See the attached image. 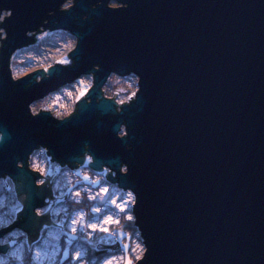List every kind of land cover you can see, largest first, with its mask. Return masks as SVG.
<instances>
[{"label":"water","instance_id":"water-1","mask_svg":"<svg viewBox=\"0 0 264 264\" xmlns=\"http://www.w3.org/2000/svg\"><path fill=\"white\" fill-rule=\"evenodd\" d=\"M90 2L48 17L57 0H11L12 47L29 43L25 30L45 18L82 41L76 69L27 92L8 83L3 57L0 125L11 139L0 146V172L20 175L31 188L32 176L18 172L14 158L44 143L64 161L88 142L98 162H129L120 182L139 192L137 215L154 264H264V0H129L127 11L98 8L94 22H74ZM95 62L102 65L98 85L109 70L141 72L140 103L122 116L108 103L82 104L63 125L28 117L30 97ZM122 120L132 152L115 138Z\"/></svg>","mask_w":264,"mask_h":264},{"label":"clouds","instance_id":"clouds-1","mask_svg":"<svg viewBox=\"0 0 264 264\" xmlns=\"http://www.w3.org/2000/svg\"><path fill=\"white\" fill-rule=\"evenodd\" d=\"M57 4L58 8L47 11L48 17L57 11L71 13L78 0H57ZM129 7V0H94L88 4L90 11L82 16L73 14L72 18L74 22L92 23L96 18L91 13L98 8L123 12ZM14 13L11 0L0 3V69L7 54L9 84L27 92L50 81L54 74L77 68L75 54L81 35L63 27L50 28V20L45 18L25 30L29 43L12 47L9 27ZM53 44L54 49L49 47ZM53 51L63 59L52 61ZM53 63L59 67L50 70L45 66ZM41 67L42 71H35ZM101 71V63H92L74 78L30 97L28 117H46L53 125H63L80 115L82 104L99 107L108 103L115 115L122 116L140 103L141 72L109 70L98 85ZM75 92L79 95L73 96ZM113 131L115 138L124 142V151L132 152L133 143L126 142L133 139L129 121H120L118 130L113 126ZM10 139L8 127L0 125V146ZM14 168L32 176L31 188L20 175L0 172V264H154L149 239L137 215L139 192L134 185L120 182V177H127L131 171L127 160L119 159L118 168L111 160L98 162L92 145L85 142L73 157L58 161L47 144L36 143L14 158ZM109 189L108 196L100 194ZM37 198L42 201L39 206L34 203ZM108 207L114 210L105 211ZM113 217L116 220L111 229L101 234L98 225L113 221Z\"/></svg>","mask_w":264,"mask_h":264},{"label":"rangeland","instance_id":"rangeland-1","mask_svg":"<svg viewBox=\"0 0 264 264\" xmlns=\"http://www.w3.org/2000/svg\"><path fill=\"white\" fill-rule=\"evenodd\" d=\"M49 47H51V48L54 49L55 48V45L53 44V45H50ZM65 52H67V50H65ZM50 59L52 61L62 60L63 59V56L62 55H58V54L55 53V51H53V54L50 57ZM53 64H55V63H53ZM53 64H51V65H53ZM51 65H45V66L49 67ZM76 95H79V92L73 93V96H76ZM100 194L105 195V196H108L110 194V189L108 191H101ZM97 203H99V201H97ZM105 203H106V201H105ZM116 203L119 204V200H117ZM120 209L126 211V209L123 208V205H120ZM113 210L114 209L113 208H110V207L105 208V211H113ZM101 215H103V213H101ZM99 218L100 217L97 216V219H99ZM115 220H116V218L113 217V221H111L109 223H106V224H100V225H98V230L101 232V234H104V232H103L104 229H109L110 230L111 227H112V224H113V222H115Z\"/></svg>","mask_w":264,"mask_h":264}]
</instances>
